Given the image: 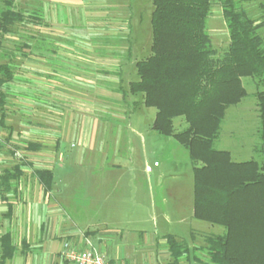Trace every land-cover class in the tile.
Wrapping results in <instances>:
<instances>
[{
  "label": "crops",
  "instance_id": "1",
  "mask_svg": "<svg viewBox=\"0 0 264 264\" xmlns=\"http://www.w3.org/2000/svg\"><path fill=\"white\" fill-rule=\"evenodd\" d=\"M75 60L67 55L56 63L55 73L50 74L56 83L47 76L38 82L55 84L59 108L54 117L27 110L35 79L26 63L4 86L8 139L5 148L0 146V177L5 172L16 177L12 189L0 193V238L7 236L13 249L0 264H71L62 257L65 242L80 250L89 244L109 264H169L166 237L185 242L172 228L184 227L186 238L193 242L222 235L223 227L193 218V171L187 186L179 174L152 173L148 165L152 143L149 146L142 129L133 125L134 113L125 104L134 96L106 86L110 79L95 75L93 60L81 73L74 67L64 69L65 63L76 67ZM48 87L47 92H52ZM120 102H125L124 108L118 106ZM22 104L26 110L20 108ZM123 137L126 153L121 155ZM230 138L235 139L233 134ZM70 139L76 141L75 147L68 148ZM219 139L220 135L215 141ZM112 141L115 146L109 157ZM30 143L37 148L29 149ZM227 152L234 162H242V150ZM86 165L87 174L78 172ZM38 171L51 173L50 190L37 177ZM79 192L85 199L75 203ZM86 231L84 244L81 234ZM206 261L207 256L202 262Z\"/></svg>",
  "mask_w": 264,
  "mask_h": 264
},
{
  "label": "trees",
  "instance_id": "2",
  "mask_svg": "<svg viewBox=\"0 0 264 264\" xmlns=\"http://www.w3.org/2000/svg\"><path fill=\"white\" fill-rule=\"evenodd\" d=\"M255 0H220L229 36L221 58L211 48L206 32L211 0H151L150 54L135 64L137 80L128 93L142 96L145 108L155 109L151 129L173 139L185 149L193 163V218L221 226L222 235L206 239V264H264V17L256 22L240 5ZM0 29L28 24V17L12 8L14 0H2ZM29 19H37L32 13ZM15 72L0 63V125L6 121L7 96L1 90ZM243 78L255 81L259 141L253 159L234 162L230 153L214 148L226 111L238 105L247 93ZM182 119L185 127L174 128ZM8 139V138H7ZM34 150L36 144L30 143ZM50 190L51 173H36ZM16 175L0 177V193L12 189ZM169 264L189 260V249L173 236L166 237ZM9 238H0V262L12 253ZM196 262L201 259L194 257Z\"/></svg>",
  "mask_w": 264,
  "mask_h": 264
},
{
  "label": "rangeland",
  "instance_id": "3",
  "mask_svg": "<svg viewBox=\"0 0 264 264\" xmlns=\"http://www.w3.org/2000/svg\"><path fill=\"white\" fill-rule=\"evenodd\" d=\"M12 8L15 11L23 12L28 17V24L23 26L15 24L6 33L0 29V63L10 64L16 73L23 70L21 68L24 63L31 69L29 74L35 79V82L31 86V95L29 94L33 100H30V106L26 104V108L31 109L27 110L39 111L41 114L54 117L59 108L56 105L53 91L55 84L48 87L38 82L47 76L49 82L56 83L55 76L50 74L51 71L55 73L56 63H61L63 56L76 57L75 61L78 66L65 63L64 69L69 70L70 67H74L80 70V73L82 68H86V63L93 60L95 75L109 78L110 82L114 81L113 84L109 81V83L106 82V86L119 91L120 94H129V83L137 80L136 62L150 54V15L153 10L151 0H14ZM240 8L256 22L264 17V0L241 4ZM4 10L5 7L0 2V15ZM32 13H36L37 19H29ZM206 32L211 48L216 53L215 58H221L227 51L229 36L222 17L220 0H211L210 14L206 20ZM259 34L264 39V28L259 30ZM44 71H47L48 74ZM103 84L99 83L98 85ZM242 84L247 95L238 105L230 107L226 111L220 128V139L214 142V148L225 151L232 148L240 149L244 152L241 161L251 159L260 161L262 157L255 152V148L259 144L257 138L259 118L255 99L258 88L251 78H243ZM46 87L53 93L47 92ZM1 90L4 92L5 88L2 87ZM47 97L50 100H47ZM134 98L133 102L129 104L123 103L127 105L128 110L134 113L131 119L133 125L142 129L146 138L149 139V141L146 140L149 146L152 143L153 147L149 151L148 162L152 173L179 174L182 177V184L187 186L189 178L192 179L193 168L187 151L173 139L152 131L150 127L156 113L155 109L140 107L141 95L134 96ZM123 103L118 106L124 108ZM21 106L20 108H24L25 105ZM24 110L26 109L24 108ZM65 116L68 118L70 112ZM65 119L64 117L66 124ZM112 123L116 124L114 121ZM184 127L182 119L174 121L176 131H180ZM7 129L6 125H0L1 148H5L7 144V133L5 132ZM232 134L235 139L230 138ZM125 141L126 138L123 137L120 146L121 155L126 153L123 144ZM71 144L75 147L76 141L70 139L68 148L71 147ZM114 146L113 141L109 143V157H111ZM84 156L85 161L88 162L86 160L88 154ZM87 167V165L84 166L78 172L87 174L89 171ZM94 167L90 166V169ZM83 182L85 184L86 180ZM82 196H84L83 193L79 192L73 201L80 203L85 199ZM172 229L183 237L184 244L189 249L187 263L205 264L194 260V257H197L203 261L207 256L204 250L193 251V247L205 248L207 237L199 238L193 242L186 238L184 227ZM88 234L87 231L81 234L84 244L88 241Z\"/></svg>",
  "mask_w": 264,
  "mask_h": 264
},
{
  "label": "built area",
  "instance_id": "4",
  "mask_svg": "<svg viewBox=\"0 0 264 264\" xmlns=\"http://www.w3.org/2000/svg\"><path fill=\"white\" fill-rule=\"evenodd\" d=\"M62 257L71 264H109L105 256L89 244L85 249L80 250L72 246L69 242H65Z\"/></svg>",
  "mask_w": 264,
  "mask_h": 264
}]
</instances>
